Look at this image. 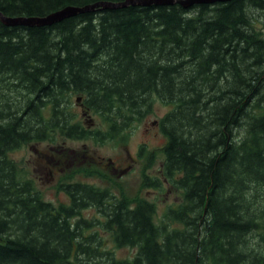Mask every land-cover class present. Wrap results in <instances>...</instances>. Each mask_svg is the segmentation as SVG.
Masks as SVG:
<instances>
[{
	"label": "trees",
	"instance_id": "trees-1",
	"mask_svg": "<svg viewBox=\"0 0 264 264\" xmlns=\"http://www.w3.org/2000/svg\"><path fill=\"white\" fill-rule=\"evenodd\" d=\"M123 1L0 0V12L41 18ZM3 83L0 264H264V0L99 6L51 25L0 19ZM6 91H20L22 105ZM72 94L108 118L107 133L75 120ZM156 97L173 105L161 119L163 177L184 192L164 222L151 201L77 181L60 185L70 202L56 205L10 156L56 133L116 137ZM85 208L103 216L117 248H137L133 258L102 247Z\"/></svg>",
	"mask_w": 264,
	"mask_h": 264
},
{
	"label": "rangeland",
	"instance_id": "rangeland-1",
	"mask_svg": "<svg viewBox=\"0 0 264 264\" xmlns=\"http://www.w3.org/2000/svg\"><path fill=\"white\" fill-rule=\"evenodd\" d=\"M261 14V13H260ZM261 15H259L260 17ZM258 23V29L261 27ZM8 84L0 87L7 88ZM14 106H21L24 96L20 91H6L4 95ZM72 94L66 102L73 113L77 115L84 127L90 131L108 130L106 117L95 113L84 106L83 97ZM0 96V100H2ZM1 102V101H0ZM157 97L152 102V108L140 119L135 120L128 129L121 130L116 137L104 136L95 139H73L59 133L54 134V140H33L10 152L23 168L24 173L35 181L37 190L42 197L56 205L69 203V197L60 188L64 182H83L101 188H107L119 197H125L132 203L138 199H146L155 203L157 222H164L166 211L177 207L183 202L184 192L163 177L164 146L167 138L161 129V119L172 109ZM71 111H67L71 113ZM158 178L160 186H148V180ZM80 216L89 219L91 230L102 237V247L113 250L118 258L131 259L137 252L136 247L117 248L113 242L112 233L105 231L103 216L95 208H85ZM99 219H95V218ZM69 264H79L73 259Z\"/></svg>",
	"mask_w": 264,
	"mask_h": 264
},
{
	"label": "water",
	"instance_id": "water-1",
	"mask_svg": "<svg viewBox=\"0 0 264 264\" xmlns=\"http://www.w3.org/2000/svg\"><path fill=\"white\" fill-rule=\"evenodd\" d=\"M231 0H125L119 3H106V2H96L94 4L87 5L85 7H74L67 6L61 10L54 11L44 17H33V18H12L4 16L0 12V19L8 25L12 24H37V25H51L55 22L61 21L62 19L76 15L82 12L94 11L99 6H127L129 4H142V5H152V4H182L184 7H190L196 4L202 3H216V2H228Z\"/></svg>",
	"mask_w": 264,
	"mask_h": 264
}]
</instances>
